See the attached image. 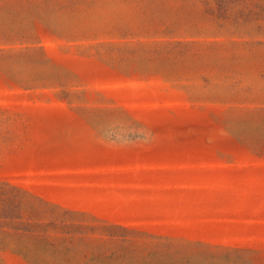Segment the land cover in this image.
I'll return each mask as SVG.
<instances>
[{"label":"rangeland","instance_id":"1","mask_svg":"<svg viewBox=\"0 0 264 264\" xmlns=\"http://www.w3.org/2000/svg\"><path fill=\"white\" fill-rule=\"evenodd\" d=\"M0 264H264V0H0Z\"/></svg>","mask_w":264,"mask_h":264}]
</instances>
